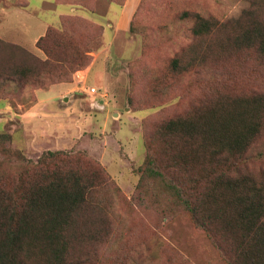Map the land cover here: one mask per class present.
Masks as SVG:
<instances>
[{
	"label": "rangeland",
	"instance_id": "obj_1",
	"mask_svg": "<svg viewBox=\"0 0 264 264\" xmlns=\"http://www.w3.org/2000/svg\"><path fill=\"white\" fill-rule=\"evenodd\" d=\"M249 5L247 0H0V40L40 60L46 57L35 44L48 27L80 23L85 67L65 82L18 95L9 97L0 89V133L10 135L11 151L34 164L58 151L76 167L79 160H90L105 173L92 196L108 218L107 227L96 229L105 236L81 244L76 264H223L203 233L185 214H175L152 184L142 192L136 187L146 143L162 122L183 115L211 90L264 94V59L251 50L232 49L223 56L215 50L214 42L226 32L208 40V51L220 58L210 54L183 75L171 69L172 59L194 42L191 24L181 20L184 12L230 27ZM40 21L48 23L44 32L37 28ZM37 94L56 113L42 108L40 118L22 120L19 114L35 105ZM260 154L264 128L252 150L253 156ZM159 160L168 164L166 156ZM263 163L264 157L251 167Z\"/></svg>",
	"mask_w": 264,
	"mask_h": 264
},
{
	"label": "trees",
	"instance_id": "obj_2",
	"mask_svg": "<svg viewBox=\"0 0 264 264\" xmlns=\"http://www.w3.org/2000/svg\"><path fill=\"white\" fill-rule=\"evenodd\" d=\"M247 1L249 9L230 27L184 12L181 20L191 24L194 42L172 59V71L192 72L210 54L218 59L232 49L264 59V0ZM60 23L36 41L45 60L0 40L4 95L65 82L87 65L80 23ZM222 32L228 35L214 42L221 53L215 57L208 40ZM263 128L264 94L211 90L183 115L158 125L146 143L137 191L152 184L175 214H185L203 233L223 264H264V163L251 167L264 157L252 155ZM10 139L0 133V264H76L77 248L99 241L105 233L98 225L108 226L100 203L92 200L103 185V170L90 160L76 167L58 151L34 164L8 148ZM161 156L168 164L160 163Z\"/></svg>",
	"mask_w": 264,
	"mask_h": 264
},
{
	"label": "crops",
	"instance_id": "obj_3",
	"mask_svg": "<svg viewBox=\"0 0 264 264\" xmlns=\"http://www.w3.org/2000/svg\"><path fill=\"white\" fill-rule=\"evenodd\" d=\"M48 25V23L45 22H41L39 23V27L37 26L38 30H40L41 32H44L46 29V26ZM40 28V29H39ZM57 87V86H55ZM54 87V88H55ZM64 87V86H63ZM59 88L56 93H59L60 91H62L65 88ZM53 89V88H52ZM37 101L35 103V105H33L32 107H30L29 109H27L26 111H24L23 113L19 114V116L21 117L22 120H25L27 118H36L39 117V113L41 112L42 108H44L45 111L48 112H52V114H55L56 111H49L48 109V103H44L42 102L43 100L41 98H43L42 96L40 97L39 94H37ZM53 103V100L50 101ZM7 108V107H6Z\"/></svg>",
	"mask_w": 264,
	"mask_h": 264
},
{
	"label": "built area",
	"instance_id": "obj_4",
	"mask_svg": "<svg viewBox=\"0 0 264 264\" xmlns=\"http://www.w3.org/2000/svg\"><path fill=\"white\" fill-rule=\"evenodd\" d=\"M91 93H95V89L93 88V89H91Z\"/></svg>",
	"mask_w": 264,
	"mask_h": 264
}]
</instances>
